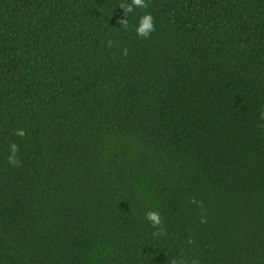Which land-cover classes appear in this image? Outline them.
Instances as JSON below:
<instances>
[{
  "label": "trees",
  "instance_id": "trees-1",
  "mask_svg": "<svg viewBox=\"0 0 264 264\" xmlns=\"http://www.w3.org/2000/svg\"><path fill=\"white\" fill-rule=\"evenodd\" d=\"M129 2L0 0V264H264V0Z\"/></svg>",
  "mask_w": 264,
  "mask_h": 264
},
{
  "label": "clouds",
  "instance_id": "clouds-1",
  "mask_svg": "<svg viewBox=\"0 0 264 264\" xmlns=\"http://www.w3.org/2000/svg\"><path fill=\"white\" fill-rule=\"evenodd\" d=\"M120 7L124 11L123 19L119 20V24L126 26L127 25V19L126 15L127 13H131L134 8H145L147 7L145 0H130L127 4H121ZM155 30V23L152 13L150 12H144L142 15H140L136 21L135 24V33L137 36L148 38L151 33ZM262 116H264V113H261ZM15 134L18 136H24V130L22 128L15 129ZM17 145L15 143L9 144V154H8V161L10 164H16L17 161ZM149 222H151L153 225H159L160 220V214L157 211H150L147 213V216L145 217ZM172 264H177V261H173Z\"/></svg>",
  "mask_w": 264,
  "mask_h": 264
}]
</instances>
